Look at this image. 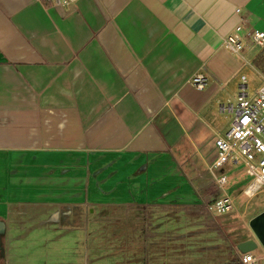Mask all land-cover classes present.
I'll return each instance as SVG.
<instances>
[{"label": "crops", "instance_id": "1", "mask_svg": "<svg viewBox=\"0 0 264 264\" xmlns=\"http://www.w3.org/2000/svg\"><path fill=\"white\" fill-rule=\"evenodd\" d=\"M241 20L264 31V0H0V257L23 220L135 218L195 256L213 231L222 264L240 261L250 239L234 245L233 222L208 209L219 196L208 168L226 129L214 105L264 55L225 48ZM199 74L203 91L190 83Z\"/></svg>", "mask_w": 264, "mask_h": 264}, {"label": "rangeland", "instance_id": "2", "mask_svg": "<svg viewBox=\"0 0 264 264\" xmlns=\"http://www.w3.org/2000/svg\"><path fill=\"white\" fill-rule=\"evenodd\" d=\"M247 61L251 64L249 60ZM243 72L249 85L248 92L253 97L255 92L264 85V73L250 65L245 66ZM238 92L239 90L237 94ZM223 102L236 105L234 98L228 103L227 100ZM222 116L218 115L217 119L222 128H226L221 132V137L229 130L230 120H233L231 116H229L230 120H225V116ZM210 139L212 140L211 146H213L214 137L211 136ZM222 173L230 179L241 173V167L234 168L228 165ZM242 177L233 180L227 188L230 194L231 191L233 192L231 195L235 199L236 211L231 215L226 214L227 216H217L213 213L215 220L221 225L222 220L228 219L229 222H233L232 242L234 245L237 243L236 235L252 239L248 231L249 221L253 215L264 212V189L252 199L246 198L243 191L247 189L249 183L247 184L245 177ZM63 221L65 224L62 226L47 222L46 225L40 224L32 227L31 219L23 220L21 223L25 224V231L18 230L15 234L11 232L6 235L2 247L4 259L0 257V264H203V259H206L204 264L223 263V259L219 257L220 253L215 250L219 238L213 231L206 230V237L209 241L202 246L205 252L195 256L191 251L194 246L192 242L189 247V240L177 242V236L164 235L163 225L154 227L151 222L141 223L135 218L131 221L125 220L120 224L100 222L98 227L82 219H70L72 227L68 224V220L63 219L62 222L60 220L61 223ZM204 226L213 228L210 222ZM173 227L171 225L168 228L172 230ZM227 235L229 236V233ZM187 246L189 250L183 251V248ZM253 256L264 257V251L257 249L253 252ZM258 264H264V260H260Z\"/></svg>", "mask_w": 264, "mask_h": 264}, {"label": "built area", "instance_id": "3", "mask_svg": "<svg viewBox=\"0 0 264 264\" xmlns=\"http://www.w3.org/2000/svg\"><path fill=\"white\" fill-rule=\"evenodd\" d=\"M43 1L54 8L69 6L76 2V0ZM247 26V21L241 20L233 32L223 39L225 48L232 55L241 56L242 59H245L246 48H264V31L247 29ZM190 83L198 91L205 90L208 85L207 79L201 74L194 76ZM248 91L247 78L242 76L239 92L235 97L236 105L219 103L218 106L221 115L233 116L228 132L215 141L216 157L208 168L219 192L218 198L208 204V209L218 215L236 211L235 199L230 190H227L230 179L222 173L225 166L241 167V174L249 180L247 189L243 191L245 196L252 198L264 189V85L253 97ZM260 260L251 253L240 258L242 264H258Z\"/></svg>", "mask_w": 264, "mask_h": 264}, {"label": "water", "instance_id": "4", "mask_svg": "<svg viewBox=\"0 0 264 264\" xmlns=\"http://www.w3.org/2000/svg\"><path fill=\"white\" fill-rule=\"evenodd\" d=\"M249 232L252 239L237 246V250L241 255L253 253L257 249L264 251V212L249 222Z\"/></svg>", "mask_w": 264, "mask_h": 264}, {"label": "trees", "instance_id": "5", "mask_svg": "<svg viewBox=\"0 0 264 264\" xmlns=\"http://www.w3.org/2000/svg\"><path fill=\"white\" fill-rule=\"evenodd\" d=\"M254 67L264 73V55L257 58L254 62ZM249 183V180H248ZM233 264H242L241 261L234 262Z\"/></svg>", "mask_w": 264, "mask_h": 264}]
</instances>
